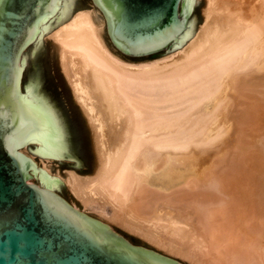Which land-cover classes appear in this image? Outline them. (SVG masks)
Masks as SVG:
<instances>
[{"label":"bare ground","instance_id":"obj_1","mask_svg":"<svg viewBox=\"0 0 264 264\" xmlns=\"http://www.w3.org/2000/svg\"><path fill=\"white\" fill-rule=\"evenodd\" d=\"M88 1L41 40L90 134L94 168L60 174L53 164L65 160L29 143L14 152L59 181L47 188L27 170V184L63 202L65 185L85 210L193 264H264V0H206L197 33L193 0L181 32L139 56L112 43ZM105 31L125 57L173 54L121 59Z\"/></svg>","mask_w":264,"mask_h":264},{"label":"water","instance_id":"obj_2","mask_svg":"<svg viewBox=\"0 0 264 264\" xmlns=\"http://www.w3.org/2000/svg\"><path fill=\"white\" fill-rule=\"evenodd\" d=\"M93 0L112 43L124 54L163 50L181 32L193 0ZM90 9L81 0H0V264H179L137 248L47 188L59 180L14 149L77 162L76 137L50 73L41 38Z\"/></svg>","mask_w":264,"mask_h":264},{"label":"rangeland","instance_id":"obj_3","mask_svg":"<svg viewBox=\"0 0 264 264\" xmlns=\"http://www.w3.org/2000/svg\"><path fill=\"white\" fill-rule=\"evenodd\" d=\"M81 1L84 5L90 7V9H82V10H91L92 5L89 3L88 0H81ZM243 2H244L245 6H248V5H252L254 1L253 0H243ZM205 8H206V0H197V3L194 5L193 12H192L190 17L192 19H194V21H195V33H197V31H198L197 29H199L198 27H200V25L203 23V19H204L203 11ZM107 35L108 34L105 31L103 33V39H104L105 43L107 44L108 48L115 55L120 57L121 59L123 58L124 60H129V61H132L134 63H139V62H143V61H152L153 62V61H157V60H160L162 58H165L170 54L171 55L173 54L172 50L170 51L169 48H167L164 51H162V52H160L154 56L146 57L147 59L146 58H134V59L128 58V57H125L124 55L120 54L118 51H116L112 47V45L110 44V42L108 40L109 36H107ZM46 44H47V48H48V61H49L50 73H51V76H52L53 81L55 83L56 90L58 93V97H59L61 103L63 104V106L67 112L69 122H70L72 129L74 131V134L76 137V142H77V147H78V154H79V159L77 162L65 160V161H60L58 163H54L53 166L58 168V171L60 172V174H64L66 172L72 171L80 177L81 176H89L93 171L94 158H95L94 154H93V150H92V143H91L90 134L87 131V128L85 127V124L82 120V117H81L79 111L77 110V108L75 107V105L73 103L70 90H69L65 80L63 79L62 74L59 71L55 60L51 59V47H50L51 45L47 41L44 42L43 43L44 49L46 48ZM257 90L261 91L260 89H257ZM256 93H259V92L256 91L254 93V95H256ZM254 95L252 93V96H254ZM256 130H258V129H256ZM257 132L258 133L261 132L260 134H264V126H262ZM262 142L260 141L259 145H261V144L264 145L263 140H262ZM256 146H257V144H256ZM256 149L259 150L260 148H256ZM263 149L264 148L262 147V150L260 149L259 151H261V152L263 151V153H264ZM184 178L187 180L189 178V176L187 177V175H186V176L182 177L181 178L182 181L185 180ZM182 181H180V182H182ZM59 195L68 204H70V205L73 204V207L77 208V210H79L80 213L83 212V214H85L87 217H89L90 219H92L94 221L99 220V222L104 224V226L107 227L108 229H110V231L115 232V235H117L119 237L121 236V238H123L126 242H128L132 246H135V247L141 248V249H145V250H148L150 252L157 253L163 257H166L168 259L179 262L180 264H193V263L188 262L184 259H181L177 256H173L172 254L164 252L163 250L159 249L158 247H154L155 245L151 244L150 242L142 239L141 237H139L137 235H134V234L128 232L122 226H119V225L114 224V223L106 222V220L101 219L95 213H93L91 211L89 212V210H85L82 207L81 202L69 191V189L65 185L61 186L60 191H59ZM84 211H85V213H84Z\"/></svg>","mask_w":264,"mask_h":264}]
</instances>
